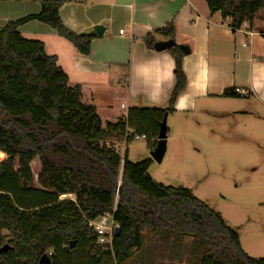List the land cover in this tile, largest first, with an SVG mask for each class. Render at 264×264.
Masks as SVG:
<instances>
[{
    "label": "trees",
    "instance_id": "obj_1",
    "mask_svg": "<svg viewBox=\"0 0 264 264\" xmlns=\"http://www.w3.org/2000/svg\"><path fill=\"white\" fill-rule=\"evenodd\" d=\"M36 1L39 13L0 27V150L7 155L0 163V248L11 245L0 255V263L40 264L48 253L52 264H145V255H137L146 250L148 230L167 247L191 237L197 264H264V257L243 249L238 229L192 189L158 182L149 173L152 160L132 162L127 152L122 162L106 147L128 129L155 139L156 146L159 124L165 113L175 110L188 84L186 54L180 46L167 50L174 58L176 85L166 103L132 107L125 119L104 126L96 107L82 101L81 86L69 84L57 56L19 27L32 20L46 23L84 55L90 53L95 35L75 33L64 25L60 8L71 0ZM206 3L212 14L220 12L229 20L233 32L264 8V0ZM159 38L175 39L174 26L157 29L143 41L154 49ZM235 88L225 89L222 96H245ZM36 157L43 163L41 188L30 186ZM64 194H74L75 199H60ZM105 212L113 213L121 228L111 247L99 243L89 224Z\"/></svg>",
    "mask_w": 264,
    "mask_h": 264
},
{
    "label": "crops",
    "instance_id": "obj_2",
    "mask_svg": "<svg viewBox=\"0 0 264 264\" xmlns=\"http://www.w3.org/2000/svg\"><path fill=\"white\" fill-rule=\"evenodd\" d=\"M40 11L36 0H0V27ZM257 15L233 32L229 20L224 21L220 12L212 14L206 0H71L62 5L60 16L71 31L95 35L88 55L46 23L32 20L19 30L28 38L42 40L47 53L57 56L69 84L81 86L84 103L98 112L96 95L108 98L114 87L123 86L129 111L131 103L134 107L164 105L176 85L172 55L150 49L143 41L149 33L172 24L177 45L191 51L183 61L188 84L173 112H188L195 111L198 102L233 98L222 96L231 87L246 90L243 97L260 90L264 94V53L260 51L264 28L258 26ZM96 25L105 27L102 35Z\"/></svg>",
    "mask_w": 264,
    "mask_h": 264
},
{
    "label": "rangeland",
    "instance_id": "obj_3",
    "mask_svg": "<svg viewBox=\"0 0 264 264\" xmlns=\"http://www.w3.org/2000/svg\"><path fill=\"white\" fill-rule=\"evenodd\" d=\"M256 19L258 26L264 28V8ZM260 51L264 53V48ZM121 87H114L108 98L96 95L104 126L127 117L129 103L123 92L125 87ZM130 106L134 107L133 103ZM204 106L209 108L203 109ZM167 127V151L161 163L151 155L153 138L130 140L128 159L152 160L149 173L154 180L192 189L196 197L238 229L241 245L250 256L264 257L263 91L249 97L211 98L209 104L198 102L195 111L170 112ZM4 156L0 154V163L7 158ZM18 168L19 158L15 160V169ZM31 168L34 177L30 186L41 188L38 177L43 163L39 157L34 158ZM120 179L121 171L118 183ZM115 196L117 202L119 190ZM69 198L74 200V194L60 197ZM145 232L146 252L137 255H145V264H197L198 253L191 237L167 247L148 230Z\"/></svg>",
    "mask_w": 264,
    "mask_h": 264
},
{
    "label": "built area",
    "instance_id": "obj_4",
    "mask_svg": "<svg viewBox=\"0 0 264 264\" xmlns=\"http://www.w3.org/2000/svg\"><path fill=\"white\" fill-rule=\"evenodd\" d=\"M123 32V30H120L121 34H123ZM235 91L241 95L247 94V91L241 88H235ZM122 107L124 108L125 105L122 104ZM142 138H147V135L145 133L141 134L128 129L127 133L122 139H114L107 141L106 147L113 150L116 154L120 155L123 162L124 156L128 152L127 145L130 140ZM116 195H118V189ZM89 224L97 233L99 243L111 247L113 238L115 236V229L117 226H119V224L114 220L113 213L105 212L100 217L94 220H89Z\"/></svg>",
    "mask_w": 264,
    "mask_h": 264
},
{
    "label": "water",
    "instance_id": "obj_5",
    "mask_svg": "<svg viewBox=\"0 0 264 264\" xmlns=\"http://www.w3.org/2000/svg\"><path fill=\"white\" fill-rule=\"evenodd\" d=\"M95 29L99 35H102L105 31V27L103 25H96ZM176 45L177 43L175 39L160 40L154 44V49L158 52H162V51L169 50L175 47ZM180 48L185 54H189L191 52L190 48L186 45H180ZM167 119H168V112L165 113L163 120L159 124V133L157 137V143L154 149L151 151V155L153 159L156 160L158 163H161L163 161V158L167 151V137H168ZM2 152L3 151L0 150V153ZM120 233H121V228L120 226H117L115 229V236L120 235ZM74 245H75V241H71V246H74ZM10 248H11V245L6 243L3 247L0 248V255L8 251ZM39 263L40 264H52L50 255L48 253L43 254L39 260Z\"/></svg>",
    "mask_w": 264,
    "mask_h": 264
},
{
    "label": "bare ground",
    "instance_id": "obj_6",
    "mask_svg": "<svg viewBox=\"0 0 264 264\" xmlns=\"http://www.w3.org/2000/svg\"><path fill=\"white\" fill-rule=\"evenodd\" d=\"M0 154H3L4 155V153L2 152V153H0Z\"/></svg>",
    "mask_w": 264,
    "mask_h": 264
}]
</instances>
